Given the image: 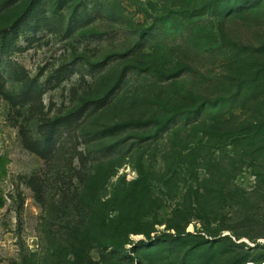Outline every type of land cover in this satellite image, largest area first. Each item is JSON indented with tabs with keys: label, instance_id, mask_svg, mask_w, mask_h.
<instances>
[{
	"label": "rangeland",
	"instance_id": "1",
	"mask_svg": "<svg viewBox=\"0 0 264 264\" xmlns=\"http://www.w3.org/2000/svg\"><path fill=\"white\" fill-rule=\"evenodd\" d=\"M0 264H264V0H0Z\"/></svg>",
	"mask_w": 264,
	"mask_h": 264
},
{
	"label": "trees",
	"instance_id": "2",
	"mask_svg": "<svg viewBox=\"0 0 264 264\" xmlns=\"http://www.w3.org/2000/svg\"><path fill=\"white\" fill-rule=\"evenodd\" d=\"M7 162V158L0 155V175L5 172V164Z\"/></svg>",
	"mask_w": 264,
	"mask_h": 264
}]
</instances>
